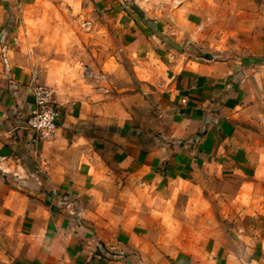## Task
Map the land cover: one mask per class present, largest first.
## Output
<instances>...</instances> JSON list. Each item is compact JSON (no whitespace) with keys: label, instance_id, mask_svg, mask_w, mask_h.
Segmentation results:
<instances>
[{"label":"crops","instance_id":"crops-1","mask_svg":"<svg viewBox=\"0 0 264 264\" xmlns=\"http://www.w3.org/2000/svg\"><path fill=\"white\" fill-rule=\"evenodd\" d=\"M171 9L0 0V264H264V135L252 154L236 129L264 98V0ZM35 83L63 111L49 139Z\"/></svg>","mask_w":264,"mask_h":264},{"label":"rangeland","instance_id":"rangeland-1","mask_svg":"<svg viewBox=\"0 0 264 264\" xmlns=\"http://www.w3.org/2000/svg\"><path fill=\"white\" fill-rule=\"evenodd\" d=\"M127 1L130 2L132 6H138L141 8L144 5L149 7L150 4L157 5L160 8L169 6V8H172L171 10H176L175 8H177V5L169 0H125V2ZM164 3L166 6H164ZM245 103L246 106L243 114H241L236 120V129L240 130L241 133L238 137L237 145L243 152L250 151L252 154H259L261 149V138L262 135H264V98L259 95L256 97L249 96ZM246 139H248V143H245ZM248 148L249 150H247ZM230 180L231 179L228 178L217 177L216 179L208 180V182L205 183L215 186L213 190L207 186L208 188H206L205 194L207 198H210L212 204L210 209L212 208L214 215L218 216L222 222L230 221L228 218L231 216L230 213L235 214L234 212L236 211L234 207H232V209L224 204V202L226 203L228 201L225 190H227L229 186L233 187L237 184Z\"/></svg>","mask_w":264,"mask_h":264},{"label":"built area","instance_id":"built-area-1","mask_svg":"<svg viewBox=\"0 0 264 264\" xmlns=\"http://www.w3.org/2000/svg\"><path fill=\"white\" fill-rule=\"evenodd\" d=\"M175 5H181L183 0H169ZM63 111L56 101L51 87L39 83L34 84V103L29 112L28 127L36 135V139L43 140L54 137L62 121ZM109 257V250L101 247L100 251Z\"/></svg>","mask_w":264,"mask_h":264}]
</instances>
